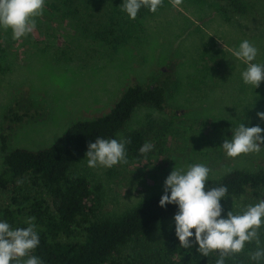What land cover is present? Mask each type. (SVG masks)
<instances>
[{"label": "rangeland", "instance_id": "rangeland-1", "mask_svg": "<svg viewBox=\"0 0 264 264\" xmlns=\"http://www.w3.org/2000/svg\"><path fill=\"white\" fill-rule=\"evenodd\" d=\"M122 4L46 0L26 37L15 40L11 29L0 27V134L9 109L19 103L30 111L8 131L6 149L49 146L73 122L108 113L129 85L161 84L165 108L137 106L110 138L147 128L158 141L152 152L90 168L86 151L70 168L91 185L100 183L102 213L120 215L164 191L174 168L204 164L211 169L208 178L217 179L232 169L263 167L264 145L259 153L233 158L222 144L242 123L264 129L257 116L264 112V81L257 88L245 84L247 65L233 55L248 40L258 49L253 63L264 64V0H183L175 7L163 0L157 12L148 8L134 20ZM3 154L0 140V170ZM255 204L242 195L226 198L223 206L242 214ZM174 225L173 215L123 253L150 263L157 237ZM258 231L264 248V226Z\"/></svg>", "mask_w": 264, "mask_h": 264}, {"label": "trees", "instance_id": "trees-1", "mask_svg": "<svg viewBox=\"0 0 264 264\" xmlns=\"http://www.w3.org/2000/svg\"><path fill=\"white\" fill-rule=\"evenodd\" d=\"M147 9L142 6L138 13ZM18 104L17 109L8 110L5 122L9 124L3 125L0 134L4 152L0 170V222H8L12 229L26 228L28 219L35 218L40 243L30 255L39 257L43 264H216L218 251L204 257L197 250L198 244L190 249L181 247L175 225L163 228L157 237L150 263L124 254L123 249L129 243L146 238L153 227L175 215L178 206L161 207L162 191L120 215H106L101 211L100 183L91 185L84 175L70 173L72 164L88 151V144L97 137L110 139L124 129L137 106L150 105L163 110V85H129L108 113L73 122L52 144L39 149H6L8 131L29 117L30 111ZM149 130L136 128L126 133L124 140L130 141L125 145L128 157L140 160L148 154L139 151L146 142L155 147L157 138ZM220 186L228 189V196L221 200L222 216L232 211L223 206L226 198L245 195L258 203L264 199V166L256 170L232 169L217 179L208 178L205 190ZM190 239L194 240V236ZM257 247L255 241L246 243L241 253L226 257L225 264H264V259L259 262L250 259Z\"/></svg>", "mask_w": 264, "mask_h": 264}, {"label": "clouds", "instance_id": "clouds-1", "mask_svg": "<svg viewBox=\"0 0 264 264\" xmlns=\"http://www.w3.org/2000/svg\"><path fill=\"white\" fill-rule=\"evenodd\" d=\"M46 0H0V27L11 29L13 39L26 37L36 28V18L43 15ZM179 6L183 0H170ZM144 6L153 13L163 6V0H123L122 10L130 19H135ZM258 49L248 40L240 43L233 55L243 61L247 68L242 72L243 82L259 87L264 81V64L253 63ZM264 121V112L257 113ZM264 129L260 126L247 127L240 124L226 139L222 148L229 157L241 154L259 153L264 145ZM128 140L104 139L97 137L88 144L87 165L111 168L118 163H127L126 147ZM153 148L151 143H144L139 149L146 154ZM211 169L204 164L189 165L187 170L174 168L164 181V194L159 205L178 206L174 215L175 235L180 246L186 249L198 244L197 250L207 257L218 251L216 264H225V258L241 253L246 243L255 241L257 250L250 254L253 261L264 259V248L259 247V229L264 226V199L255 205H249L242 214L228 211L227 218L222 217L221 200L227 197L226 186L205 190V184ZM170 193V194H169ZM34 217L27 221L28 227L12 229L8 222H0V264H43V261L30 253L40 243ZM193 229L195 230L193 232ZM194 236V240L190 239ZM26 258V259H25Z\"/></svg>", "mask_w": 264, "mask_h": 264}]
</instances>
